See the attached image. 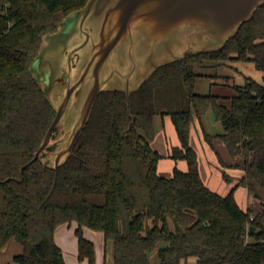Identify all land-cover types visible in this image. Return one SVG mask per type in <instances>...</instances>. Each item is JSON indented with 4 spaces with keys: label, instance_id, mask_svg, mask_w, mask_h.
I'll return each mask as SVG.
<instances>
[{
    "label": "trees",
    "instance_id": "obj_1",
    "mask_svg": "<svg viewBox=\"0 0 264 264\" xmlns=\"http://www.w3.org/2000/svg\"><path fill=\"white\" fill-rule=\"evenodd\" d=\"M87 2L0 0V254L14 239L23 248L16 264H67L55 235L76 224L78 259L88 264H96V246L84 228L112 243L114 264H151L154 251L159 264H264V211L245 210L236 198L240 187L264 192V82L230 85L225 76L224 86L237 93L227 107L220 102L226 98L196 92L202 74L195 71L234 61L264 71V4L222 49L160 67L129 101L122 91L101 92L73 154L56 171L42 161L46 153L34 161L56 110L30 67L43 37ZM210 111L223 132L204 131L205 141L218 139L241 160L235 167L243 175L226 196L205 184L191 145L196 119ZM158 115L171 116L181 147L170 157L185 160L187 172L159 174L163 156L152 147ZM223 178L234 182L226 172Z\"/></svg>",
    "mask_w": 264,
    "mask_h": 264
},
{
    "label": "water",
    "instance_id": "obj_2",
    "mask_svg": "<svg viewBox=\"0 0 264 264\" xmlns=\"http://www.w3.org/2000/svg\"><path fill=\"white\" fill-rule=\"evenodd\" d=\"M263 4L264 0H88L55 32L43 37L30 67L56 110L34 161L44 153L54 155L42 161L58 171L73 154L101 92L122 91L129 101L131 93L160 67L189 53L222 49ZM163 53L171 59L160 60ZM60 58L68 59L69 72ZM75 59L79 66L73 76ZM146 67L148 75L137 81V75ZM117 79L124 81V87L110 85ZM68 116L72 119L67 146L50 151L57 128ZM250 230L255 228L251 226Z\"/></svg>",
    "mask_w": 264,
    "mask_h": 264
},
{
    "label": "rangeland",
    "instance_id": "obj_3",
    "mask_svg": "<svg viewBox=\"0 0 264 264\" xmlns=\"http://www.w3.org/2000/svg\"><path fill=\"white\" fill-rule=\"evenodd\" d=\"M166 54L167 53L161 54L159 56V59L163 60L164 62L169 61L171 59V55H166ZM60 63L62 64L65 71L67 70V72H69V61H68V59L65 60L63 58L62 59L60 58ZM78 63H79L78 59H75V61L73 62V70H72L73 76L77 73V69L79 66ZM148 71H149V67L143 68L141 70V72L137 75L138 76L137 81H143L144 78L148 75ZM195 71L199 74H202V76L199 77L198 82H197V86H196V92L201 94V95L211 94L212 88H214L213 94L219 93L220 95H231V94H229L230 92H226L225 90L222 91V90L215 89V86H217L219 84L223 86V89L224 88L229 89V91L236 93V91L232 87L224 86V85H227L225 76H229L231 78L229 81L230 85L236 84L238 86H242V85H245L251 79L255 80L259 83L264 82V71L258 70L252 62H246L245 63V62L234 61V62L228 63L227 65H222L220 67H209V68H201L199 66H196ZM213 83H214V85H212ZM110 85L114 86V87H124V81L122 79L113 80L110 82ZM125 85H126V83H125ZM133 86H135L134 83H133ZM56 103H58V98L56 99ZM71 119H72L71 116L66 117L64 122L57 128V133L54 136V138H55V141H54L55 142L54 143L55 149L52 151L57 152L60 149L67 146L68 140H69L68 135H69V132L71 129V124L69 121H71ZM204 122L206 123V126H207L210 134L223 132L222 124L218 123V121L216 120L215 115L212 111H210L209 113H207L204 116ZM156 128H157V130L160 129L158 119H156ZM60 140H61V143H60ZM207 144H206V142L204 143L205 146H207ZM196 147L201 152V150H202L201 144H198V145L196 144ZM46 157L49 159H53L54 155H47ZM160 163L161 162L159 161L158 169L160 167ZM207 168L208 169L210 168L209 165L206 166V168L204 167V169H203L204 175H206L205 173L207 172ZM211 170H212V168H211ZM223 173H224V171H223ZM221 174L216 169L213 170L211 185L213 188H215L217 190V193L225 196V195H228L230 193V191L235 186L229 185V183H227L224 180V178H223V176H221ZM235 174H236V172H235ZM242 175H243V173L241 172V176ZM239 179H240L239 176H237V175L233 176V180L238 181ZM205 180H206V178H205ZM236 198L241 203V206L244 208L246 206L249 207L250 205L253 206L254 208H251V210L253 211L254 214L264 211V202H263L264 201V192L261 189L258 190L256 195H251L248 193V191L246 189L238 188L236 190ZM248 209H250V208H248ZM67 230H73L74 231L73 228H67ZM73 234L75 237H77L75 231ZM83 234L87 239H90L95 243V246L98 248V250L96 251L97 252L96 253V257H97L96 259L97 260L99 259V262L101 264H114L113 256H112L113 247H112L111 242H108L107 244H105V241L103 240V236L101 233L92 231L91 229H88V228H84ZM9 246H8L7 251L9 250V248H10V251L7 253V255H5L6 253H4L2 255V257L4 258L3 262L0 261L2 264H8L7 263V261H8L7 257L11 258V255H13L12 253L15 251V249L13 247L11 248ZM17 248H16L15 253L16 254L22 253V249H20L21 247L19 245H17ZM66 253H67V260L69 261V264H85L86 263V261H80L78 259V255L76 254L77 252L74 248L71 249L70 247L69 248L66 247ZM150 260H151V264H159L160 263L157 251H154L150 254ZM187 263L188 264H197V261L195 258H191V259H189V261Z\"/></svg>",
    "mask_w": 264,
    "mask_h": 264
},
{
    "label": "crops",
    "instance_id": "obj_4",
    "mask_svg": "<svg viewBox=\"0 0 264 264\" xmlns=\"http://www.w3.org/2000/svg\"><path fill=\"white\" fill-rule=\"evenodd\" d=\"M215 89L222 90V91L225 90L226 92H230L229 94H231V95H220L219 93H216L214 95L226 98V99H222L220 102L222 104L226 105L227 107H231V101L228 98L236 96L237 93L229 91V89H225V88L223 89L222 85L215 86ZM213 90H214V88H212V94H213ZM156 119L159 120L160 129L157 130V128H156V137H155V140L152 142V147L154 149L158 150L160 152V154L163 156V158L160 160L161 163H160V167L158 169L159 174L164 176V177H172L174 174L175 168H178L181 171L187 172L188 171V164L185 160H177L176 161L170 157L172 154L173 148L181 147V143H180V140L178 138V135H177V132H176L175 126L173 124L171 116H169V115H166L164 117H162L160 115L156 116L155 117V126H156ZM218 123H220V122H218ZM204 131L207 132L208 134H210L209 130L206 126V123L204 122V117L201 119V121L199 119H196L195 125H194L192 133H191V145L198 152L199 163H200V173H201V177H202L203 181L212 191L217 192V190L215 188H213L211 185L213 170L216 169L217 171H219L220 174L222 173L221 176H223V171H224V172L230 174L232 177L234 175L241 177V169L238 167H235V165H239V166L241 165V160L240 159L234 160L230 156L225 145L223 143H221V141H219L218 139L214 140L213 146L207 144V142L204 139ZM217 134H221V133L218 132V133H214V134H210V135L214 136ZM205 142H206L207 146L204 145ZM196 144L197 145L201 144V146H202L201 152L197 149ZM218 155L222 158V160L225 162V164L227 166H223L220 163ZM208 165L210 168L209 169L207 168V172L205 173L206 175H204L203 169H204V167L206 168V166H208ZM211 168H212V170H211ZM235 172H236V174H235ZM205 178H206V180H205ZM237 183H238V181L234 180V182L229 184V185L236 186ZM240 205H241V203H240ZM242 208L246 210L248 208L251 209L254 207L250 205L249 207L246 206L245 208L244 207H242ZM67 228H73L74 231L76 232L77 225L72 224V225H63V226L59 227L56 231L55 237H56V241H57L58 245L63 249L65 260H66L67 264H69V261L67 260L66 247H68V248L70 247L71 249L74 248L77 252L76 253L77 255L79 253V247H78V237L74 236L73 230H67ZM101 234L103 236V240L105 241L103 233H101ZM17 245H19V244L14 239L11 240L8 244L9 247H11V248L13 247L15 249V251L12 253L13 255H11V258L7 257V259H8L7 263L8 264H16L14 262V257L21 254V253H18V254L15 253ZM8 246L0 254V258H1L0 261L1 262H3V260H4L2 255L4 253H6L5 255H7V253L10 251V248L7 251ZM19 246L21 247L20 249H22V252H23L22 246L21 245H19ZM97 250H98V248L96 247V251ZM85 261H86L85 264H88V260H85ZM1 262H0V264H2ZM96 263L97 264L100 263L99 259L97 260Z\"/></svg>",
    "mask_w": 264,
    "mask_h": 264
},
{
    "label": "built area",
    "instance_id": "obj_5",
    "mask_svg": "<svg viewBox=\"0 0 264 264\" xmlns=\"http://www.w3.org/2000/svg\"><path fill=\"white\" fill-rule=\"evenodd\" d=\"M251 219H253V216L251 217Z\"/></svg>",
    "mask_w": 264,
    "mask_h": 264
}]
</instances>
